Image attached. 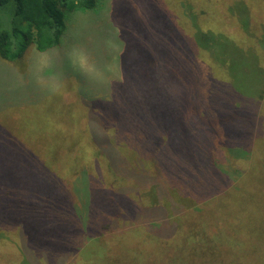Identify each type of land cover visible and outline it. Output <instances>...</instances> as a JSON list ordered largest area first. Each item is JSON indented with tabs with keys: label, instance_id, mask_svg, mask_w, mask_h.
Instances as JSON below:
<instances>
[{
	"label": "rangeland",
	"instance_id": "rangeland-1",
	"mask_svg": "<svg viewBox=\"0 0 264 264\" xmlns=\"http://www.w3.org/2000/svg\"><path fill=\"white\" fill-rule=\"evenodd\" d=\"M162 1L100 0L96 13L78 12L70 18L68 26L73 27L65 35L68 36L65 49L41 52L30 45L17 59L0 57V198L5 218L0 222V264H81L80 251L93 238L107 243L114 238H127L133 244H101L92 259L86 260L87 264H154L155 255L146 254L145 244L148 250L159 251V246L150 239L156 236L166 239L167 234L179 236V231L186 229L181 216L187 212L188 216H195L196 206L210 200L216 202L204 209L208 217L205 225L234 234L230 258L227 261L217 259L216 255L213 259L201 258L198 252L187 250L179 255L178 261L181 264H264V115L262 124L258 115L262 100L232 97L234 107L241 105L246 112V121L242 116L246 125H250V136L261 135L258 144L262 156L253 155L247 167L251 185L233 192L239 186L237 164L223 155L222 144L212 145L209 140L205 168L210 170L209 154L217 150V162L230 167L228 174L223 183L210 173L207 183L194 184L195 169L189 164L196 162L193 159L199 152L194 144L195 135L209 126L218 132L220 128L227 130L222 124V119L228 118L226 109L214 105L218 99L229 101L227 97L233 95L231 78L225 67L222 72L213 67L208 50L195 54L194 46L187 52L173 47L170 33L163 27L171 26L173 17L167 15ZM220 1L223 0L191 1L197 10L195 18L202 27L225 34L248 33L228 6L223 12L218 5ZM242 1L253 15L251 30L260 36L264 0ZM179 13V17L184 15L182 9ZM188 25L189 34L191 25ZM188 34L181 33L191 45ZM159 35L165 36L162 42L166 51L162 54L156 55L154 49L142 55V60L130 54L131 39L156 42ZM258 38L246 49L258 51L264 64V46L259 45ZM73 48H83L89 53L102 70L99 80H89L73 69L67 56ZM41 55L51 57L54 62L50 75L57 76L63 84L57 94L38 85L30 72L32 59ZM214 70L219 80L216 78L217 84L213 86ZM251 73L256 75L255 71ZM173 92L177 95L172 99ZM95 104H111L117 110V115H113L121 121L118 123L121 127L125 117H133L130 130L116 127L120 129L118 132H123V140H114L110 150L125 177L92 164L93 157H89L92 165L88 160L83 161L85 155L78 145L85 134L75 121L83 118L81 112L88 115L93 111ZM139 119H149L152 127ZM102 121L111 123L105 117ZM139 123L143 124L141 128L136 126ZM190 123L193 128L189 130ZM183 125H187V131L180 128ZM108 130L112 132L114 127ZM72 151L79 153L74 160L69 156ZM176 162L181 167L177 170L173 167ZM83 164L91 171L87 177L83 175L89 169L79 171ZM244 166L243 163L241 167ZM51 189L57 193L55 200L51 195L49 198L47 191ZM227 191L232 192L222 200L234 203L222 201L220 204L218 196ZM29 208L39 217L46 214L51 218L53 223L49 226L56 224L60 236L40 220L36 223L41 230L37 237L40 243H32L26 235L31 234L27 225L37 217L30 214ZM174 231V235L169 234ZM222 238L223 235L221 241ZM41 244L47 250L42 251L38 247Z\"/></svg>",
	"mask_w": 264,
	"mask_h": 264
},
{
	"label": "trees",
	"instance_id": "trees-1",
	"mask_svg": "<svg viewBox=\"0 0 264 264\" xmlns=\"http://www.w3.org/2000/svg\"><path fill=\"white\" fill-rule=\"evenodd\" d=\"M191 1L193 2V0H163L162 7L166 10L167 15L173 17L172 25L170 26L165 24L163 27L168 30V35L170 33V40L173 43V47H177L179 50L187 52L188 48L190 49L194 46L196 48L195 54H199L202 49L208 50L212 54L211 56L214 61L213 67H218L221 72L224 67L226 68V72L231 78L229 82L231 84L230 88L233 90V95L231 96L230 94V96L227 97L229 98V101H227V99H218L215 102L217 105H214L215 107L222 105V107L226 109L225 113H228V118H223L222 124L226 126L225 129L227 130H222L220 128V131L218 132L213 126H209L206 127V130H200L195 135L196 141L194 144L196 145V149L199 150V152H197L198 154L194 156L193 159L196 162L189 164L190 167L195 169L192 182L194 184L203 185V183H207L209 181L210 173L214 175V179L218 177L220 182H222L223 179L225 180L230 167H224L222 164L220 165L217 162L215 156L217 150H214L209 154V165L211 171L209 168H205L204 162L207 157L206 154L208 153V140L212 142V145H217V142H219L222 144L223 155L225 154L230 159L231 163L235 164V166L237 164V167L235 168L238 169V174L240 175L238 180L239 186H235L233 189V192H236L243 187H249L251 185V181L247 179V167L253 155H257L258 153L262 156L258 144V140L261 135L255 134L252 137L250 136V125H246L245 123L246 112H244V109L241 108V105H237L235 108L232 104V100L233 98L240 99V97L245 99L251 98L253 100L261 99L262 101L260 102L258 115L261 124L263 123L264 64H262L260 61L261 57L258 51L256 52L255 50H250V48L248 52L246 47L249 46L250 42L254 41L258 37L259 45L264 46V22L261 25L263 26V31L260 29L259 36L256 31L254 32L251 30L250 25L252 24L253 15L251 16L248 5H246V3H244L242 0H234L232 3L229 2V0H223L218 2L219 7L224 12L226 6H228V10L231 13L234 12V15H236L243 31L246 30L248 33L245 34L244 32L239 31L236 35H234L229 32L226 34L220 31L216 32L210 28L204 29L201 23H199V20L195 18L197 15V10L194 8V5L192 6ZM201 1L205 2L206 0ZM98 7H100V0H0V57L5 60L17 59L23 53V50L30 45L34 47L36 51L41 52L47 50L56 51L61 48L65 49L66 44L64 41L68 40V36L65 35L67 34V31L73 27L68 26L70 18L78 12L96 13ZM181 9L184 11V15L179 17V12ZM259 13L261 14L262 12L259 10ZM203 18H205V16H203L201 19ZM86 21L84 20V22ZM186 23L189 24L188 26L191 25L190 29L187 27V30L189 29V34L186 31ZM181 33L191 36L193 45H190L191 42L187 40L185 36H182ZM164 37L165 36L163 35H159L158 41L156 40V42L144 41L142 38L131 39L132 43L129 44V52L131 55H136L138 59L141 58V60L143 58L142 55L144 56V54H148L154 49L156 50V55L162 54L164 51H166V48L162 42ZM239 55H241V60L237 58ZM238 59L242 61L239 63V65H237V62H240ZM250 70L255 71L256 75L252 76ZM245 73H249V76L244 75ZM214 75L215 70L212 76L213 86L217 84L216 78L218 79V77ZM70 86L71 84L67 85V87ZM183 91L186 92V89ZM190 92L195 91L191 90ZM175 94L177 95L175 92L171 94L172 99L173 95ZM213 96L215 99L217 98L216 95L213 94L212 97ZM168 102L169 105L172 104L170 100ZM93 107L94 110L90 111L88 115L85 111L81 112L83 114V118H81L79 121H75L76 125L80 127L86 135L82 137L81 141L79 142L80 145H78L82 148V154L85 155L83 161L86 162L88 160L90 163L89 157H93L92 164H99V167L104 166L108 172H112L114 175L118 174L122 176L123 174L119 172L120 170L116 164L117 161L114 162L115 157L110 155V150L114 147V140L118 138L119 140H123V132H118L120 130L119 128L124 127L122 130H130L133 123V117H125L123 121L124 125L121 127L118 124L121 123V121L116 120L113 115H117V110H115L111 104H109V106L95 104ZM119 111H121V109H119ZM124 111L127 110L124 109ZM243 114L245 116V121L243 119L244 116H242ZM103 117H105V119H109L111 123L107 124V121L103 123ZM139 120L143 121V124H147L150 128L152 127L150 126L151 124L148 123L149 119ZM219 120L221 119L219 118ZM231 120L234 122L235 127L233 126ZM143 124L139 123L136 124V126L141 128ZM117 126L119 128H116ZM94 127L95 130L93 129ZM110 127H114L112 132L108 130ZM180 128L187 131V125H183ZM192 128L193 127L190 123L188 129L190 130ZM101 132H103V134H100ZM108 135H111L112 137ZM104 147H106V150ZM78 154L79 153L77 151L70 152V159L74 160ZM94 156H96V159ZM155 156L162 160L160 155L156 154ZM243 163L245 166L241 167L243 166ZM84 167L85 164L80 166L81 169H79V171H85L86 169H89L88 166L85 168ZM173 167L176 170L179 169V162H176ZM96 170L98 171V168H96ZM90 174L91 171L89 169V171L85 172L83 176L86 175L87 177V175ZM125 176L126 175H123V177ZM34 192H37L36 189ZM47 192L49 194V198L51 195L54 200L56 199L57 193L55 190L51 189ZM231 192L232 191H227L223 195L218 196L220 204H222V201L224 203L225 201L232 202L231 204L234 203L230 200H222L227 198L225 195H228ZM215 202L216 200H210L209 203H204L202 206H196L197 214L195 216H188V212L184 213L180 219L183 220L184 227L186 226V229H183L184 231H179L181 232L179 236L174 235V231L169 233L174 235L172 237H169L167 234L165 235L166 239L159 238L157 236L150 239L152 243L157 244V247L159 246V251H156L157 248H153L154 252H150L153 249L148 250L145 244L144 247L146 254L155 255L154 257L156 258L157 262L155 261L154 264H181V262L178 261L179 255H184L187 250H189V252H198L201 258L211 257V259H213L215 255L217 259L219 258V260L222 261H227L230 258L229 251L232 249V237L234 234L226 229L219 231L211 225L210 227L205 225L208 223V217H206L207 215H204V209L206 210L208 206H213ZM2 207L3 202L0 198V222L5 220L4 216H2ZM29 210L30 214H33L35 217H37V219H35L33 223H28L27 225V228L30 230L31 234L25 233L32 243H40L37 237L41 235V230L36 227V223L40 220H43L49 226V223L52 224L53 221L51 218H47L46 214L39 217L36 215V213L31 212V208H29ZM175 219L176 217L174 218V221ZM27 221L28 220L25 219V223ZM215 223L216 222H210L209 224L214 225ZM179 226L180 228H184L181 227L180 223ZM49 229L53 234L56 232L58 236H60L61 231H57L58 227L56 224L49 226ZM221 235H223L222 241ZM33 236H35L34 240L32 238ZM116 239L120 238L109 240L108 243L100 242L101 240L98 238H93L91 241H87L83 247L84 249L80 251L79 263L87 264L88 262H86V260L90 261L92 259L91 257L93 254H95L101 244L113 245L117 242L121 243L122 245L133 244L132 241L127 238L124 240L121 238L119 241ZM90 246H93L94 248H89ZM38 247L41 248L42 251L47 250L43 244L39 245ZM82 259H85V263ZM21 264L26 263L21 262Z\"/></svg>",
	"mask_w": 264,
	"mask_h": 264
},
{
	"label": "clouds",
	"instance_id": "clouds-1",
	"mask_svg": "<svg viewBox=\"0 0 264 264\" xmlns=\"http://www.w3.org/2000/svg\"><path fill=\"white\" fill-rule=\"evenodd\" d=\"M68 60L74 70L89 80H99L102 70L97 67L89 53L83 48H73L67 53ZM54 67V62L47 55L36 56L30 64V72L35 82L46 88L50 93L57 94L61 91L63 84L61 80L50 75Z\"/></svg>",
	"mask_w": 264,
	"mask_h": 264
}]
</instances>
